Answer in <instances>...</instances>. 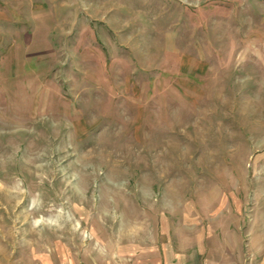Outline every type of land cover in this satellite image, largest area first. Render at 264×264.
<instances>
[{
  "label": "rangeland",
  "instance_id": "1",
  "mask_svg": "<svg viewBox=\"0 0 264 264\" xmlns=\"http://www.w3.org/2000/svg\"><path fill=\"white\" fill-rule=\"evenodd\" d=\"M173 233L264 243V0H0V264Z\"/></svg>",
  "mask_w": 264,
  "mask_h": 264
},
{
  "label": "crops",
  "instance_id": "2",
  "mask_svg": "<svg viewBox=\"0 0 264 264\" xmlns=\"http://www.w3.org/2000/svg\"><path fill=\"white\" fill-rule=\"evenodd\" d=\"M197 238L193 239L191 235L189 240L182 241L174 233L169 234L164 241L142 245L147 250H142L125 264H241L247 257V242L226 243L223 239ZM247 245L253 263H257L258 257L264 262V243L249 240Z\"/></svg>",
  "mask_w": 264,
  "mask_h": 264
}]
</instances>
